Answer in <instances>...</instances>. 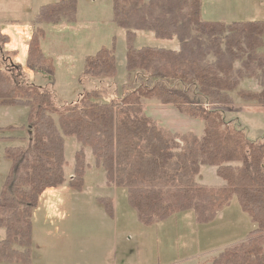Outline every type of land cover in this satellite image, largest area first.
Returning a JSON list of instances; mask_svg holds the SVG:
<instances>
[{
    "label": "trees",
    "instance_id": "16d2710c",
    "mask_svg": "<svg viewBox=\"0 0 264 264\" xmlns=\"http://www.w3.org/2000/svg\"><path fill=\"white\" fill-rule=\"evenodd\" d=\"M111 1L113 21L126 31V70L135 72L133 83L121 95L92 88L76 101L58 105L51 91L16 82L0 69V105L29 107L27 146L6 149L12 165L0 190V228L5 230L0 260L30 262L33 210L47 190L66 182V135L91 148L109 184L127 189L129 203L144 224L188 209L195 210L198 223H208L236 195L258 227L250 239L225 248L211 264H264V235L257 236L264 233V140L247 139L243 131L225 123L222 110L233 104L230 94L240 81L254 75H259L262 90L239 89L237 94L264 106V52L259 51L264 47V20L204 21L202 0ZM77 4L78 0H58L40 7L28 42L26 64L32 72L54 79V67L47 63L51 59L41 47L45 30L40 25L75 21ZM135 30L152 31L161 39L177 37L180 50L136 49ZM8 41L9 36L0 32V43ZM208 54L216 57L214 64L205 62ZM82 75L115 78L114 49L102 46L88 55ZM152 98L204 121L203 136L173 133L153 120L143 106V99ZM75 156V176L69 185L80 191L87 168L84 149ZM201 165L217 166L225 187L199 185ZM97 200L113 215L111 198Z\"/></svg>",
    "mask_w": 264,
    "mask_h": 264
},
{
    "label": "rangeland",
    "instance_id": "374dc122",
    "mask_svg": "<svg viewBox=\"0 0 264 264\" xmlns=\"http://www.w3.org/2000/svg\"><path fill=\"white\" fill-rule=\"evenodd\" d=\"M38 1L41 4L53 2V0ZM57 1L54 0V2ZM224 1L202 0L204 17L214 18L218 10L224 9L221 7ZM248 2V7L253 8V12L249 13L247 19L264 20V5L262 4L264 0H248ZM231 10L235 12L236 9ZM30 17H27V20ZM23 22L19 25H11L7 29L10 35H8L7 43H10V47L5 48L10 52L5 53L0 50V69L11 74L16 82L37 85L51 91L58 105L74 102L83 91L92 88H104L110 91V94L121 95L123 88L130 87L133 83L135 72L128 74L126 70V35L123 29L113 21L111 0H78L75 21L62 20L59 24L44 22L40 25L45 30L44 36L40 39L41 47L46 56L51 59V62L49 60L47 63L54 67V79L48 73L32 72L27 66L24 48L36 25L31 21ZM121 32L124 35H121ZM146 39L141 36L137 43L145 46L150 44ZM135 43V48L140 49L136 47ZM102 46L114 49L117 59V76L105 80L83 77L82 71L86 56L95 54ZM13 48L16 50L11 53ZM215 61L216 57L213 54H208L205 57V62L214 64ZM237 63L239 66L241 65V62ZM252 78L259 81V75H254ZM28 112L24 106L0 105V190L12 165L11 160L7 158L6 149L10 146L25 147L29 142ZM223 116L225 119L231 117L226 114ZM54 117L58 120L57 115ZM250 121L247 120V117L242 119V122L254 134L252 138H257V133L258 136L261 135L259 130L264 131V119L263 127L260 129L256 127L255 122L250 123ZM237 125L239 124L237 123ZM231 126L235 127V125ZM240 127L248 139L249 135L246 129L243 126ZM66 138L64 147L65 158L68 161L64 166L67 182L65 184H68V188L71 189L69 182L73 178L72 176H75L73 168V164L76 163L75 153L83 148L84 154H86V148L90 152H87V157L85 155V162L93 163L94 160L96 162V159L91 148L83 146L75 136H66ZM263 140L264 133L257 141ZM77 143H79L78 148ZM234 164L241 165L240 162H234ZM72 168L73 170H71ZM92 170L84 181V187H87L85 191H82L84 187L80 191L72 188L71 193L63 195V197L54 196L55 194L41 196L43 198L40 199V206L43 203V208L37 215L39 217H36L35 223L39 228H50L54 236L50 238L46 234H41L42 230L38 233L34 230V234L36 232L35 243L31 252L35 249L36 254L31 255L30 262L17 263L0 260V264H164L175 259L179 260L181 264L189 262L211 264L212 258L225 248L250 239V232L258 227L256 226L258 224L253 222L250 216L242 210L236 195L233 196L230 204L225 206L223 211L220 210L214 220L208 223L197 222L198 224L194 225L176 218L171 220L167 218L165 219L167 221L144 224L138 219L136 210L130 205L125 190L121 187L113 190L108 189L103 173ZM199 177L200 173L196 177V181ZM225 185L221 187H225ZM77 191L80 193L78 194ZM51 196L54 197L51 199ZM65 197H67V201ZM99 197L113 200V215H110L98 202L97 198ZM65 201L69 210L67 218ZM40 206L33 210V214ZM188 210H192L196 216L194 209ZM61 230L68 234L67 242L64 241V237H60ZM4 233L5 230L0 228V238L4 237ZM260 235H264V233L257 236ZM13 247L19 250L23 249L17 245ZM194 259L195 261H193Z\"/></svg>",
    "mask_w": 264,
    "mask_h": 264
},
{
    "label": "crops",
    "instance_id": "0c3cea01",
    "mask_svg": "<svg viewBox=\"0 0 264 264\" xmlns=\"http://www.w3.org/2000/svg\"><path fill=\"white\" fill-rule=\"evenodd\" d=\"M53 2H54V0H53ZM247 2H248V0H235V1L234 0H225L223 2V4L221 5V7H223L224 9L222 11L218 10L217 11L218 13L214 16V18H212L210 16L209 19H207L206 17H204L203 10H202V19L204 21L223 22L226 24H229L232 22H238V21H252V20L247 19L249 13L253 12V8H249L248 7L249 2L248 3ZM45 4H47V3L41 4V2L38 0H0V24H1L0 31L3 34L9 35L7 29L9 27H11V25H19L21 23H24L23 21L33 22L35 16L39 12L40 7L45 5ZM262 4L264 5V3H262ZM231 9H236V10L234 12ZM245 10H246V12H245ZM25 16H27V17L31 16V17L29 20H27V17H25ZM257 20H259V19H257ZM123 31L126 35L125 29H123ZM124 33L121 32V35H124ZM135 33H136L135 45L137 48H141V47L145 46V45H142V44L140 45L137 43L140 40L141 36H143V37L147 38L146 41L150 42V44L148 43L146 46L163 48V49L174 50V51L180 50V42L176 37H173L172 39H161V38H157L152 31L146 32L144 30H135ZM142 40H144V39H142ZM5 47H10V43L0 45V50L4 51L5 53L10 52ZM14 50H16V48L11 49V53H13ZM24 50L26 52V58H27L28 44H26ZM259 51L264 52V48H261ZM238 66H239V63L236 62L235 67L237 68ZM17 72L19 73V70H17ZM258 73H260V72H258ZM239 89L250 90V91H254V92H260L262 90V86L260 85V81H257V79L254 80V78H252V77H245L244 79H242L240 81L238 89L232 91L230 94L233 98V104L229 107H223L222 108L224 114L230 115L231 118L234 120L231 123V125L236 126V123H238L240 126H243V128L246 129V132L249 135L248 139L251 141H257L258 138L264 133V131L259 130L260 131L259 133H261V135L258 136V133H257V138H252V136L254 134L252 133L251 129L244 122H242V119L244 117H247V120H251L250 123L255 122V124L257 125L256 127L258 129L262 128L263 127L262 123H263V119H264V106L259 104L255 100H248L247 101L245 99H242L237 94V91ZM143 106H144L146 114L149 117H151L153 120L157 121L160 125H162L164 128H166L167 130H169L173 133L192 132V133L196 134L198 137H201L204 134L205 124L203 125L202 121L200 119L195 118L193 116H190L187 113L181 112L173 104H164V103L160 102L158 99L152 98V99H145L143 102ZM26 109L28 110L29 108L26 107ZM240 130L242 131V128H240ZM66 140H67V138L65 136V142H66ZM78 144L79 143H77V148H78ZM87 152H90V151H88V149L85 148L86 157H87ZM65 154H66V151H65ZM87 163H88V165H87V168L85 171L84 180H86V178L88 177V175L92 169L103 173V175L105 176L104 169L101 166H98L97 164H95L96 163L95 160L93 161V163L92 162H87ZM73 168H74V164H73ZM73 168L71 170H73ZM102 170H103V172H102ZM197 181H198V183L205 185V186H209V187H219V186L221 187V186L225 185V181L221 177H219L217 174L216 166H210V165H201L200 166V177L197 179ZM65 183H67V182H65ZM65 183H64V185H62L58 188L47 190L43 194V196L44 195L46 196L47 194H55L54 196L59 195V197L60 196L63 197V195L65 196L67 194H70L72 191V188L69 189L68 184H65ZM211 183H216V184H211ZM105 184H106L107 188L110 190L120 188V187L114 186L113 184H108L106 176H105ZM86 188L87 187L85 186L84 190H82V191H85ZM123 189L125 190V192L127 193V196H128L127 189L126 188H123ZM77 192H78V194L80 193L79 191H77ZM53 197L51 196V199ZM42 198L43 197H41V199ZM65 200L67 201V197H65ZM66 201L64 203V207L67 210L66 211V218H67L69 210H68V204L66 203ZM42 204H41L40 208L34 212L32 220L35 224L34 227H35V230L37 231V233H38V231L42 230L41 234H46L48 237L51 238L54 235L51 233L50 228H46V227H40L39 228L36 226V223H35L36 217H39L37 215L40 214V211L43 208ZM172 218L179 219L182 222H189L190 224H194V225L197 223L195 213L192 210H186L183 212L175 213L174 215L170 216L168 218V220H171ZM116 219L118 220V217ZM117 220H116V222H117ZM165 221H167V220H165ZM46 222L47 221L45 220V223ZM256 226H254V227H256ZM61 231H62V234L60 235V237L61 238L64 237L63 238V239H65L64 241L67 242V240H68L67 238H69L68 234L64 230H61ZM35 234H36V232H35ZM35 234H34V236H35ZM2 238L3 237L0 238V241ZM34 243H35V241H34ZM34 250H32V256H33V253H34V255L36 254V252ZM188 259H190V258H188ZM188 259H186V260H188ZM197 259L199 260V257ZM32 260H33V258H32ZM198 260H197V263L199 262ZM193 261H195V259ZM2 263H6V262H2ZM164 264H181V262L179 260L175 259V260H172V261L164 263ZM182 264H192V263L189 262V263H182Z\"/></svg>",
    "mask_w": 264,
    "mask_h": 264
},
{
    "label": "built area",
    "instance_id": "2783aa9c",
    "mask_svg": "<svg viewBox=\"0 0 264 264\" xmlns=\"http://www.w3.org/2000/svg\"><path fill=\"white\" fill-rule=\"evenodd\" d=\"M224 120H225V123H228V124H230L231 125V123L234 121L231 117L228 119V118H226L225 119V117H224ZM235 128H237V129H239L240 130V126L239 125H237V123H236V126H235ZM73 177V176H72Z\"/></svg>",
    "mask_w": 264,
    "mask_h": 264
}]
</instances>
